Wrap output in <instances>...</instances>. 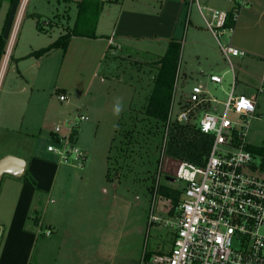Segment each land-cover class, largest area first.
I'll return each instance as SVG.
<instances>
[{
	"label": "rangeland",
	"instance_id": "rangeland-1",
	"mask_svg": "<svg viewBox=\"0 0 264 264\" xmlns=\"http://www.w3.org/2000/svg\"><path fill=\"white\" fill-rule=\"evenodd\" d=\"M93 1L96 0H87L88 3ZM200 1L202 5H217L219 2ZM222 6L230 9L233 4L223 2ZM91 8L80 17L78 2L23 0L8 38L9 57L6 63L4 57L0 69L2 97L3 87L11 83L16 71L14 58L18 57L19 52L26 50L33 40L46 45L50 43V35L55 40L62 32L76 31L66 50L60 48L49 57L47 85H51L52 90L44 94L52 102L48 128L53 130V134L57 124L66 125L68 122L58 115V109L67 105V102H60L61 92L66 89L72 99L76 98L75 102L83 104L82 111L88 119L81 121L79 128L75 129L72 143L86 151L88 161L85 166L77 168H72V164L63 165L52 196L54 203L48 204L42 211L43 218L54 229L47 236L45 233L49 228L46 224L41 225L30 264H140L145 250L169 251L175 237V228L165 222L174 218L177 204L183 198L184 182L167 180V175H174L176 164L173 160L165 156L164 166H161V162L158 165L157 160L162 156L160 150L156 153V143L151 139L149 144H144L142 151L136 148L137 155L130 152V170L125 177L119 179L116 175L120 166L125 165L120 164L119 144L114 142L116 129L119 124H128L130 108L140 106L146 99L152 86V76L157 70L154 62L161 54L152 55L139 50L128 54L121 46H115L113 49L117 50L116 53L108 50L101 57L98 53L100 42L78 35L84 32L90 37L94 31L98 19L95 9ZM48 19L60 21L56 23L60 27L48 26ZM187 48L184 42L179 59L178 90L173 98L175 102L181 94L182 66L188 57ZM236 61L235 58V76L241 79L240 66ZM224 67L228 68L225 74L228 82L233 77V71L228 62L224 63ZM22 83H25V79ZM193 83L190 81L186 89L189 90ZM211 86L221 100L228 98L221 86ZM257 92L256 112L250 119L247 140L253 146L264 147V92ZM118 103L121 106L119 114L115 112ZM219 109L223 110L221 103ZM78 111L75 110L76 113ZM230 116L235 117V114L230 113ZM48 137L44 136L39 143L46 153L50 152L48 145L55 142ZM140 151L142 159H132L140 157ZM156 167L160 189L152 193L148 174ZM67 169H71L70 174L66 172ZM162 187L167 188V193ZM64 192V200H61ZM153 214L160 218L159 222L150 223ZM4 241L5 232L0 240V257L4 252Z\"/></svg>",
	"mask_w": 264,
	"mask_h": 264
},
{
	"label": "crops",
	"instance_id": "crops-1",
	"mask_svg": "<svg viewBox=\"0 0 264 264\" xmlns=\"http://www.w3.org/2000/svg\"><path fill=\"white\" fill-rule=\"evenodd\" d=\"M104 1L108 3H104L95 24L96 36L80 35L86 40L101 43L98 50L101 57L116 46L110 43L112 37L120 44L122 50L129 52L128 54L139 50L163 56L170 41L185 42L188 57L186 56L182 66L181 94L178 101H174V107L177 103V110L186 104L192 87L198 83L204 84L209 90V96L220 102L225 100L215 95L211 84L215 87L221 86L225 95L229 94L234 84L235 94H246L257 101L255 94L257 91L259 93L264 74V0H248V3L238 10L233 31L223 36L224 42L246 53L235 57L240 66L241 79L236 75L228 82L225 76L228 68L224 67L227 61L219 49L217 39L208 29L198 5L191 4L192 0ZM218 1V6L208 3L204 6L232 12L234 6L230 9L222 6L223 2H232ZM22 2L23 0H0V38L2 36L6 42V49ZM46 22L49 23L48 26L60 27L56 24L60 21L53 22L48 19ZM50 36L49 44L60 35L55 40ZM35 41L33 40L35 44L30 43L26 50L19 52L18 57L14 58L17 67L12 81L3 87L2 97L0 91V160L11 157V169L19 172V175L4 174L0 184V225L5 230L4 252L0 257V264H30L41 225H49L53 232V225L43 218L42 211H45L48 204L54 203L52 196L65 164L60 162L56 154L46 153L39 146L40 139L44 136H49V140L54 137L53 130L48 128L52 102L44 93L48 90L51 93L52 90V86L47 85L50 69L48 59L60 48L38 57L31 53L49 44L43 45ZM116 51L113 49L112 53ZM4 57L5 55H0V69ZM211 74L222 76L223 81H211ZM24 79L25 83H22ZM190 81L194 83L187 90ZM225 82L228 84L224 87ZM176 89L178 90V84ZM61 94L67 96L66 100H60L67 102V105L58 109V115L63 117L64 121L74 118L77 113H83V104L75 102L76 98L72 99L66 89ZM76 109L79 110L77 113ZM63 126L66 133V125ZM87 161L88 154L84 166ZM70 170L67 169L66 172L70 174ZM104 191L107 192V189ZM64 194L65 192L60 196L61 200H64ZM39 217L40 223L37 224L36 219Z\"/></svg>",
	"mask_w": 264,
	"mask_h": 264
},
{
	"label": "built area",
	"instance_id": "built-area-1",
	"mask_svg": "<svg viewBox=\"0 0 264 264\" xmlns=\"http://www.w3.org/2000/svg\"><path fill=\"white\" fill-rule=\"evenodd\" d=\"M228 1L233 3L236 20L238 10L248 0ZM192 3L198 5L235 77L233 60L246 53L222 40L234 29V26H226L230 12L204 6L200 0H192ZM110 43L120 47L113 37ZM8 57L7 49L4 63ZM209 77L214 82L223 81L219 75ZM259 92H264V74ZM59 98L64 101L67 96L61 94ZM219 103L223 105L222 111ZM256 107L254 98L235 94L234 84L223 102L209 96V90L202 83L192 87L186 104L179 110L175 109L173 101L170 121L189 123L198 116L201 131L212 134L214 141L203 165L172 159L176 164L174 175L166 178L184 182L183 198L177 204L174 218L165 222L176 230L173 245L166 252L145 250L140 264H264V158L250 149L247 140ZM87 119V115L77 114L66 123V133L63 125L55 126V142L48 145V150L56 154L61 163L84 166L87 153L72 141L73 131ZM164 151L165 148L162 167L166 160ZM159 180L160 177L157 185ZM159 221L153 214L150 223ZM4 231L0 225V240ZM51 233L48 229L45 234Z\"/></svg>",
	"mask_w": 264,
	"mask_h": 264
},
{
	"label": "trees",
	"instance_id": "trees-1",
	"mask_svg": "<svg viewBox=\"0 0 264 264\" xmlns=\"http://www.w3.org/2000/svg\"><path fill=\"white\" fill-rule=\"evenodd\" d=\"M104 3V0H96L90 3H88L87 0L79 1V16L81 17L84 15L85 10L92 7L91 9H95L97 14L96 19H98ZM233 15V12L228 14L226 26L235 25ZM96 22L97 20L95 21V24ZM74 33H76V31H74ZM74 33L67 31L66 33L61 34L54 42L32 52L31 55L39 57L43 54L50 53L57 48H63L66 50L69 40ZM78 35L87 34L79 32ZM95 36L96 34L94 30L93 33L90 34V37ZM113 48L114 47L109 50L111 51ZM181 48V41H170L166 53L154 62L156 63L155 66L157 70L152 76V86L148 89L146 99L140 106L131 107L128 114V124H119L116 129L117 134L114 136V142L119 144L121 158L120 164H125L124 166H120L118 174H116L119 179L122 176L125 177V174L130 170V165H128V161L131 160L130 152L133 151L134 154L137 155L136 148L139 147L142 151L145 147L144 144H149L151 139L156 143V153L160 150L161 156H163V149L165 148V156L175 160H185L196 165H203L206 161V157L210 153L214 136L201 131L198 125V116L193 118L189 123H179L178 121L169 120L170 109L173 103L174 94L177 90ZM6 51V42L1 36L0 55H5ZM120 132H123V134ZM151 148L152 147L150 146V149ZM250 149L264 157V147L250 145ZM141 151L140 157L136 156L132 159H142ZM161 160V157L158 158V165ZM157 167L150 170L148 174L151 179L149 190L152 193L158 192L160 189V183L157 185ZM162 189L167 193V188L162 187ZM177 194L179 193L176 192V196H178ZM36 220L37 224H39L40 217ZM47 227L50 228L49 225H47Z\"/></svg>",
	"mask_w": 264,
	"mask_h": 264
},
{
	"label": "water",
	"instance_id": "water-1",
	"mask_svg": "<svg viewBox=\"0 0 264 264\" xmlns=\"http://www.w3.org/2000/svg\"><path fill=\"white\" fill-rule=\"evenodd\" d=\"M10 160H11V157H4L0 160V184L3 179L4 174L6 173L13 174V175H19V172L11 169L10 164H9ZM167 180L174 181V178L167 177Z\"/></svg>",
	"mask_w": 264,
	"mask_h": 264
},
{
	"label": "clouds",
	"instance_id": "clouds-1",
	"mask_svg": "<svg viewBox=\"0 0 264 264\" xmlns=\"http://www.w3.org/2000/svg\"><path fill=\"white\" fill-rule=\"evenodd\" d=\"M121 111V106L119 105V103L116 105V107H115V112L117 113V114H119V112Z\"/></svg>",
	"mask_w": 264,
	"mask_h": 264
}]
</instances>
